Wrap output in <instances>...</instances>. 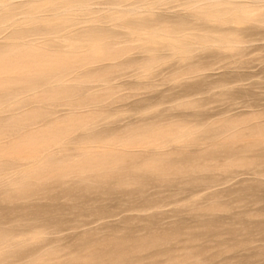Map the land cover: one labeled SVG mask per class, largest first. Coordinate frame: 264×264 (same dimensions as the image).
I'll return each mask as SVG.
<instances>
[{"label": "rangeland", "instance_id": "1", "mask_svg": "<svg viewBox=\"0 0 264 264\" xmlns=\"http://www.w3.org/2000/svg\"><path fill=\"white\" fill-rule=\"evenodd\" d=\"M0 20V65L8 59L11 65L18 63L15 72L5 75L14 82L11 79L4 86H14L20 94L14 103L10 101L11 107L0 111V144L4 145L0 146V236H9L6 241L15 243L12 246L20 243L16 249L21 248L11 253L10 243L0 240V264H81L94 246L105 252L100 264H264V0H0ZM115 51L117 60H107ZM68 53L78 55L77 63L51 66ZM40 58L52 61L42 67L55 77L50 79L54 88L49 94L34 67L44 61ZM29 82L30 92L25 91ZM36 109L49 121L32 122L38 140L11 131L21 113L33 114ZM71 113L89 118L87 126L98 128L96 133L95 129L93 133L89 129L90 134L82 129V133L73 125L76 117ZM172 126L179 131L173 133L177 137L156 136ZM60 127L66 131L63 136L69 134L73 140L40 138L45 131L41 134L38 128ZM84 133L93 139H86ZM126 139L141 142L133 148L138 149L133 151L134 160L126 155ZM45 148L53 149L52 164L39 163L48 152ZM107 148L110 153H123L124 166H104L108 174L104 170L102 174L117 180L105 185L100 181V193L82 186L85 182L99 185L92 172L72 170L61 183L48 176L50 168L76 162L88 149L94 154H88L89 159L99 154L107 161ZM163 153H171L172 158L164 154L169 160L163 159ZM34 158L39 165L34 161L29 170L24 160ZM150 163H171L184 171L174 180L166 174L158 178L149 173ZM42 173L47 176L37 187ZM162 237L166 244L163 239L152 243H159L155 247L151 244L134 253L125 250L122 258L108 248L111 240L147 243Z\"/></svg>", "mask_w": 264, "mask_h": 264}, {"label": "bare ground", "instance_id": "2", "mask_svg": "<svg viewBox=\"0 0 264 264\" xmlns=\"http://www.w3.org/2000/svg\"><path fill=\"white\" fill-rule=\"evenodd\" d=\"M7 6V5H6ZM6 10V9H5ZM10 11V10H9ZM8 11V12H9ZM6 12H7V10H6ZM4 13H5V11H4ZM6 14V13H5ZM2 15V14H1ZM5 16H7V15H5ZM10 16H11V14H10ZM8 18V17H7ZM10 18V17H9ZM8 18V19H9ZM6 19V18H5ZM4 19V20H5ZM7 19V20H8ZM1 21V20H0ZM30 21V20H29ZM3 22H5V21H3ZM34 22V21H33ZM27 26V25H26ZM32 26V25H31ZM25 28V27H24ZM28 28V27H27ZM31 28V27H30ZM15 30V29H14ZM13 30V31H14ZM23 32V31H22ZM30 32V31H29ZM47 32V31H46ZM15 36V35H14ZM64 36V35H63ZM62 36V37H63ZM65 38H66V36H64ZM11 38V37H10ZM61 38V37H60ZM12 39H13V37H12ZM63 39V38H62ZM12 42H13V40H11ZM15 41V40H14ZM127 42V44H130L128 41H126ZM131 43H132V41H131ZM8 44V43H7ZM9 45V44H8ZM23 45V44H22ZM27 46V45H26ZM126 46V45H125ZM9 47V46H8ZM103 47V46H102ZM121 48H123L122 46H120ZM130 47H133V46H130ZM130 47H124V49H126V51L127 50H129V48ZM134 47H135V45H134ZM5 48H7V46L5 47ZM106 47H104V50L106 51V49H105ZM108 48V47H107ZM121 48H119V50H121ZM2 49H4V48H2ZM134 48H130V50L132 51ZM1 50V49H0ZM5 50H7V49H5ZM116 50H118V49H116ZM118 50V51H119ZM114 51V50H113ZM125 51V52H126ZM130 51V52H131ZM1 52V51H0ZM102 52H103V50H102ZM111 52V51H110ZM109 52V53H110ZM129 51L127 52V54H129L130 53ZM122 53V52H121ZM120 53V54H121ZM41 54V53H40ZM63 54V53H62ZM72 54V53H71ZM103 54V53H102ZM124 54V53H123ZM27 55V54H26ZM31 55V54H30ZM37 55V54H36ZM35 55V56H36ZM42 55V57H43V54H41ZM76 55V54H75ZM107 55V54H106ZM118 55V52L117 51H115V52H112V53H110V54H108L107 55V57H109L107 60H111V58L113 59V58H115V60H117L116 59V57L115 56H117ZM126 55V54H125ZM123 56L124 58H127L128 59V57H129V55H126V56ZM29 56V55H28ZM34 56V55H33ZM45 57H46V54L44 55ZM49 55H47V59H49V57H48ZM59 56H63V55H61V54H59ZM73 56H74V54H73ZM120 56V55H119ZM128 56V57H127ZM22 57V56H21ZM24 57H25V55L23 56V60H24ZM53 57V56H52ZM54 57H56V56H54ZM53 57V58H54ZM75 57V56H74ZM74 57H72L69 53L68 54H66V56L63 58H61V59H59V60H55L54 61V63L52 62V67L53 68H58L59 66H61L62 64H64L65 62L67 63H72L71 65H73V63H77V58H78V55L75 57L76 59H74ZM106 57V58H107ZM122 57V58H123ZM130 57H132V54L130 55ZM30 58V57H29ZM38 58H39V56H38ZM44 58V57H43ZM104 58V60L106 59L105 58V56L103 57ZM103 58L101 59V60H103ZM12 59V57L10 58V60ZM27 59V58H26ZM37 59V58H36ZM42 61L45 59H42V58H40ZM130 59V58H129ZM5 60V59H4ZM16 60V59H15ZM23 60H22V62H23ZM30 60H31V58H30ZM40 60V61H41ZM51 60V59H50ZM114 60V61H115ZM125 60V59H124ZM123 59H122V61H124ZM132 60V59H131ZM130 60V61H131ZM134 60V59H133ZM7 61V63L6 64H2V65H0V97H2V98H4L5 100H3L2 98V101H4L3 102V104H1L0 105V111L1 110H3V109H8L9 108V106H10V104H11V102L10 101H12L13 103H14V101H13V99L16 101V97L18 96V95H20L19 93H17L18 92V88H16V87H14V86H4L7 82H10L11 81V79H13V82H14V78H12V77H5V75H8V74H11L12 72H15L14 71V66H16L17 67V65H18V63H17V65L15 64V62H13L12 60H11V62H13L14 63V65H11V63H10V61H9V59L8 60H6ZM35 61V60H34ZM39 61V60H38ZM1 62V61H0ZM25 62H26V60H25ZM37 62V61H36ZM44 62H45V60L42 62V63H35V66H34V64H33V66L35 67V68H38V74H39V79H38V82H40V83H42L43 84V86L44 87H42V88H44L45 89V92L46 93H48L49 92V90H50V88H51V86H50V84H51V81H50V79H51V77H54V75H53V73H51L50 71H49V69H46V68H42L43 66L45 67L46 65L44 64ZM48 61L46 60V62L45 63H47ZM51 62H48V63H51ZM121 62V61H120ZM125 63H126V60L124 61ZM124 62H122V63H124ZM133 62V64L135 63L134 61H131V63ZM2 63H3V61H2ZM5 63V62H4ZM26 63H28V61L26 62ZM116 64H118L117 63V61L115 62ZM127 63H129V61L127 62ZM126 63V64H127ZM1 64V63H0ZM22 64V63H21ZM29 64V63H28ZM70 65V64H69ZM91 65V64H90ZM120 65V64H119ZM122 65H124V64H122ZM129 65V64H128ZM25 66V65H24ZM31 66V65H30ZM121 66V65H120ZM126 66V65H125ZM32 67V66H31ZM48 67H50V66H48ZM62 67H63V65H62ZM65 67H66V65H65ZM123 67V66H122ZM121 67V68H122ZM127 68H128V66H126ZM23 68V67H22ZM26 68H29V66L28 67H26ZM124 68V67H123ZM16 69V68H15ZM19 70V69H18ZM36 73V72H35ZM35 75V74H34ZM36 76V75H35ZM19 78V77H18ZM17 78V79H18ZM55 78V77H54ZM55 81L57 80V79H54ZM17 81V80H16ZM19 81V80H18ZM36 81V80H35ZM53 81V80H52ZM13 82H11V83H13ZM20 82V81H19ZM58 83V82H57ZM30 84H32L31 82H29L28 84H26V87H25V91L27 90L26 88L30 85ZM15 85H17V84H15ZM41 86V85H40ZM57 86V84L55 85V87ZM75 86H79V85H75ZM140 86V85H139ZM24 87V86H23ZM54 88V87H53ZM53 88H51V89H53ZM75 88H77V87H75ZM84 88V87H83ZM82 88V89H83ZM86 88H87V86H86ZM85 88V89H86ZM23 90H24V88H22ZM21 89V90H22ZM29 90V89H28ZM27 90V91H28ZM40 90V89H39ZM87 90V89H86ZM195 90V89H194ZM63 91V90H62ZM82 91V90H81ZM80 91V92H81ZM196 91V90H195ZM23 92V91H22ZM21 92V93H22ZM28 92H30V90L28 91ZM27 92V93H28ZM36 92V91H35ZM42 92V91H41ZM53 92V91H52ZM83 92V91H82ZM45 93V94H46ZM57 93H59L58 91H57ZM85 93V92H84ZM87 93V92H86ZM85 93V94H86ZM49 94V93H48ZM46 95V96H49V95ZM84 94V95H85ZM56 95V94H55ZM52 96V95H51ZM30 97V96H29ZM1 101V100H0ZM1 101V102H2ZM88 101V100H87ZM89 101H91V100H89ZM12 103V104H13ZM90 103V102H89ZM12 104H11V106H12ZM88 104V103H87ZM41 105V104H40ZM10 106V107H11ZM14 108V107H13ZM86 108V107H85ZM20 109V108H19ZM29 109V108H28ZM11 110H12V108H11ZM36 110H38V109H36ZM35 110V111H36ZM41 110V109H40ZM9 111H10V109H9ZM82 111V110H81ZM96 111V110H95ZM19 112V111H18ZM74 112V111H73ZM9 113H12V112H9ZM37 113V114H36ZM84 113V112H83ZM83 113H81L82 115H83ZM13 114V113H12ZM11 114V115H12ZM26 113H24V115H22V113H21V119H19L18 117H15V118H18L19 119V123L17 124V125H13V126H11L12 127V130L11 131H13L14 133L16 132V134H20V133H23V134H25V135H27L29 138H30V140L31 141H34V139H36V136H35V131L33 130V121H35L36 119H38V121L40 122H47L48 124H49V121H48V118H47V116L46 115H44L45 113L43 112V111H37V112H35L34 113V110H33V114H27V115H25ZM71 114H73V113H71ZM80 114V113H79ZM80 114V115H81ZM87 114H90V113H88L87 112ZM96 114V113H95ZM118 114V113H117ZM10 114H9V116H11ZM35 115V116H34ZM79 115V116H80ZM92 115V114H91ZM94 115V114H93ZM122 115V114H121ZM14 115H12V117H13ZM23 116V117H22ZM69 116H70V114H69ZM72 116V115H71ZM71 116H70V118H71ZM85 116H86V113H85ZM84 116V117H85ZM97 116V115H96ZM115 116H116V114H115ZM123 116H124V114H123ZM123 116H122V118H123ZM74 117H76L75 118V120L73 121V122H75V124H73L74 126H76V127H80L81 129H80V131H82V129L83 130H85V132H90V130H91V132H92V129L93 128H91L90 126L88 127L87 126V123H88V121H89V118H82V116L80 117V119L78 118V116H77V114H76V116H75V114H73V117L72 118H74ZM89 117V116H88ZM94 117V116H93ZM66 118V117H65ZM67 118H69V117H67ZM78 118V119H77ZM116 119V117H113V119ZM117 118H118V116H117ZM10 119V118H9ZM8 119V120H9ZM77 119V120H76ZM112 119V120H113ZM114 119V120H115ZM119 119V118H118ZM10 120H12V118L10 119ZM9 120V121H10ZM50 120H52L51 118H50ZM54 120V119H53ZM52 120V121H53ZM94 120H96L95 118H94ZM117 120V119H116ZM115 120V121H116ZM120 120V119H119ZM14 121H16V119L14 120ZM18 121V120H17ZM51 121V122H52ZM93 121V120H92ZM115 121H113L114 123H115ZM118 121V120H117ZM117 121H116V123H117ZM13 122V121H12ZM64 122V121H63ZM65 122H67V121H65ZM113 122L112 123H110L112 126H110V130H113L111 127H113ZM54 123V122H53ZM52 123V124H53ZM68 124H69V121L67 122ZM71 123V122H70ZM89 123H91L90 121H89ZM99 123V122H98ZM109 123V122H108ZM108 123L106 124L107 126H108V130H109V125H108ZM115 123V124H116ZM51 124V125H52ZM55 125H56V123H54ZM68 124H66V125H68ZM97 123L95 122V125H96ZM115 124H114V126H115ZM9 125V124H8ZM61 125H62V123H61ZM69 125H72V123L71 124H69ZM73 125L70 127V126H67V127H69L70 129L73 127ZM106 125H105V128H103V129H101V130H104V129H106ZM129 125V124H128ZM3 126V125H2ZM58 126V125H57ZM65 126V125H64ZM99 127V125H96V127ZM129 126H132V125H129ZM168 126H171V125H168ZM177 126V125H176ZM4 127V126H3ZM7 127V130H8V126H6ZM35 127V126H34ZM42 127V126H41ZM48 127V126H47ZM93 127H94V124H93ZM161 127H162V125H161ZM161 127H159V128H161ZM164 127V126H163ZM1 128V127H0ZM35 128H37V127H35ZM43 128V127H42ZM69 128L68 129H66V126L63 128V129H66V130H69ZM131 128H133V127H131ZM130 128V129H131ZM178 128H180V127H178ZM214 129V127H211V129ZM3 129V128H2ZM61 127L60 128H49V129H39L38 128V130H41L40 131V133L42 134V132L44 133V131H45V133H46V135H40V138L42 137L43 138V136H45V137H47V140L48 141H52V140H56V138H58L59 136L61 137V136H63V134H64V132L63 131H65V130H63ZM90 129V130H89ZM95 129V128H94ZM93 129V130H94ZM98 129V128H97ZM97 129H95V133H96V130ZM164 128H162L161 129V131L163 130ZM167 129V128H166ZM208 129V128H207ZM10 130V129H9ZM110 130L108 131V132H110ZM127 130H128V128H127ZM158 130H160V129H158ZM215 130V129H214ZM4 131V130H3ZM37 131V130H36ZM117 130H115V131H113L112 133L114 134V132H116ZM129 131V130H128ZM128 131H126V132H128ZM132 131V130H131ZM130 131V132H131ZM160 131V133H157V132H159V131H157L156 133V136H158V137H163V136H172V134L174 133H176V131H177V128H174L173 126L171 127V128H169L168 127V129L167 130H165V131H162L161 132ZM207 131V130H206ZM209 131V130H208ZM8 132V131H7ZM12 132V133H13ZM66 132V131H65ZM107 132V131H106ZM105 132V133H106ZM118 132V131H117ZM133 132V131H132ZM177 132H179V131H177ZM38 133V132H37ZM82 133H83V131H82ZM93 133V132H92ZM121 133H122V131H121ZM120 133V134H121ZM155 133V132H154ZM207 133V135H208V132H206ZM210 133V132H209ZM220 133H221V131H220ZM219 133V134H220ZM0 134H2V133H0ZM57 134V135H56ZM67 134H68V132H67ZM85 134V133H84ZM90 134V133H89ZM111 134V133H110ZM117 134V133H116ZM115 134V135H116ZM128 134H129V132H128ZM173 134V135H174ZM212 134H213V132H212ZM211 134V135H212ZM218 134V135H219ZM72 135V134H71ZM78 135H81V132H80V134H78ZM94 135V134H93ZM124 134H122V136H123ZM153 135V134H152ZM177 135V134H176ZM210 135V136H211ZM218 135L216 136V137H218ZM74 136H75V134H74ZM74 136H72V137H74ZM83 136V135H82ZM81 136V137H82ZM85 136H87V134H85ZM85 136H83L82 137V139L83 138H85ZM95 136V135H94ZM97 136V135H96ZM153 136H155V134L153 135ZM153 136L151 137V136H149L150 138H153ZM220 136V135H219ZM21 137H22V135H21ZM39 137V136H38ZM64 138V140H68L69 138L70 139H72L71 138V136L69 137V134H68V137L66 136V135H64L63 136ZM77 137V136H76ZM105 137H106V134H105ZM131 137V136H130ZM147 137V136H146ZM173 137H177V136H173ZM221 137V136H220ZM19 138V137H18ZM27 138V137H26ZM66 138V139H65ZM78 138V139H77ZM76 139L77 140H79L80 138L79 137H77ZM89 138H92V135L91 136H89ZM89 138H88V136H87V138L86 139H88L89 140ZM126 138H127V135H126ZM148 138V137H147ZM155 138H157V137H155ZM168 138H170V137H168ZM24 138H22L21 140H23ZM44 139V138H43ZM59 139V138H58ZM57 139V140H58ZM93 139V138H92ZM129 139V138H128ZM128 139H126L127 141H128ZM171 139V138H170ZM216 139V138H215ZM17 140V139H16ZM36 140H38V139H36ZM40 140V139H39ZM56 140V141H57ZM60 140L61 139H59V142H60ZM73 140V139H72ZM95 140V139H94ZM169 140V139H168ZM176 140V139H175ZM175 140H173V141H175ZM14 141V140H13ZM26 141H28V139L26 140ZM43 141H45L44 143H46V140H43ZM42 141V142H43ZM71 141V140H70ZM75 141V140H74ZM73 141V143H75ZM103 141V140H102ZM132 141V140H131ZM171 141V140H170ZM15 142V141H14ZM20 142V141H19ZM36 143H37V141H35ZM87 143H88V141H86ZM92 142V141H91ZM97 142V141H96ZM100 142V141H99ZM125 142V141H124ZM136 142V143H135ZM135 142H129L128 141V143L127 142H125V143H127V146H128V150L126 151V150H123L124 152L126 151L127 153H126V155L127 156H129V157H131L132 159H133V157L135 156L134 155V152L135 151H137L136 150V148H135V151L133 150V148L135 147V146H137V145H139V143H141V142H139V143H137V141H135ZM30 143V142H29ZM34 143V142H33ZM39 144H41L40 143V141L38 142ZM48 143V142H47ZM64 143H66V142H64ZM72 143V144H73ZM90 143V142H89ZM26 144V143H25ZM28 144V143H27ZM43 144V143H42ZM145 144V143H144ZM2 145V143L0 144V146ZM9 145V144H8ZM21 145V144H20ZM32 145V144H31ZM48 145V144H47ZM56 145V144H55ZM66 145H68V144H66ZM73 145H75V144H73ZM83 146H84V144H82ZM80 146V147H82V149H83V146ZM97 145V144H96ZM141 145H143V143L141 144ZM218 145V144H217ZM222 145V144H221ZM2 146H4V145H2ZM16 146V145H15ZM24 146V145H23ZM69 146V145H68ZM70 146H71V143H70ZM76 146V145H75ZM98 146V145H97ZM140 146V145H139ZM174 146V145H173ZM172 146V147H173ZM179 146V145H178ZM183 146V145H182ZM6 147V146H5ZM9 148H10V145L8 146ZM25 147H27V146H25ZM38 147V146H37ZM47 147V146H46ZM53 147H54V145H53ZM52 146H51V148H53ZM84 147H88V146H84ZM175 147V146H174ZM32 148V147H31ZM33 148H34V150H35V148H36V146L34 147L33 146ZM50 148V149H51ZM55 148V147H54ZM61 148V147H60ZM67 147H65V149H66ZM76 148V147H75ZM143 148H145V147H143ZM182 148V147H181ZM185 149L187 148L186 146L184 147ZM222 148V147H221ZM4 149H6V148H4ZM11 149V148H10ZM12 149H13V147H12ZM23 149V148H22ZM42 149V148H41ZM56 149V148H55ZM63 149H64V147H63ZM68 149H69V147H68ZM78 149H79V147H78ZM91 149V148H90ZM92 149H93V147H92ZM95 149V148H94ZM99 149H100V147H99ZM102 149V148H101ZM108 149H110V148H107V151H108ZM140 149V148H139ZM147 149V148H146ZM145 149V150H146ZM151 149V148H150ZM156 149V148H155ZM154 149V151H157V150H155ZM176 149V148H175ZM179 149V148H178ZM185 149H183L184 151H186ZM188 149V148H187ZM213 149V148H212ZM212 149H210V147H209V152H211V154H215L214 152H212ZM7 150H8V148H7ZM19 150V149H18ZM29 150H32V149H29ZM38 150V149H37ZM44 150V149H43ZM45 150H46V148H45ZM44 150V151H45ZM53 150V149H52ZM52 150L51 151H49L48 149L46 150V151H48V152H46L45 154V156H44V154H43V152L41 151V150H38V152L40 151V153H42L43 155V158L41 157V162H39V159L37 158V159H35V160H31V159H27L26 161L24 160V162H27V165H28V167H29V170L31 169V168H33V167H31V165H33V162L34 161H36V163L38 164V162L39 163H43V164H47V165H49V164H52L53 163V155H52ZM86 150V148L84 149V151ZM97 150V149H96ZM104 150V149H103ZM111 150V149H110ZM114 150V149H113ZM145 150H144V152H145ZM148 150V149H147ZM172 150H174V149H172ZM180 150V149H179ZM182 150V151H183ZM207 150V149H206ZM214 150V149H213ZM0 151H1V154H2V150L0 149ZM26 151H27V148H26ZM58 151V150H57ZM61 151H64V150H61ZM61 151H59V156L61 155L60 154V152ZM66 151V150H65ZM112 151V150H111ZM134 151V152H133ZM142 152H143V150H141ZM183 151V152H184ZM189 151V150H188ZM215 151V150H214ZM220 151V150H219ZM218 151V152H219ZM4 152V151H3ZM56 152V151H55ZM54 151H53V153H55ZM80 151H78V153H79ZM89 152V153H88ZM88 154H90V150L88 149ZM109 152V154H108V156L107 157H109L110 159L109 160H104V159H100V158H98V157H100L101 155H99L98 154V157H94L93 159H89V157H88V154L87 155H83V153H85V152H81L82 153V156H81V158L79 159H77L78 161H76V162H74V161H72L71 163H69L70 162V160H69V162L67 163V164H62V165H60L59 167L57 166V168L55 167V168H50V170H49V175L48 176H53L59 183H61V182H63L64 180H65V178L63 177V176H65L66 177V175H68V173L67 172H70V171H72V170H78L77 172H92L93 174H94V179H95V181L96 182H98L99 183V185L97 186V184H96V186H92V184H85L84 183V185H82V186H84L85 188H89V190L90 191H93V190H96V191H99V193H100V181H101V183L103 184V185H105L106 183H111V182H113V181H116L117 179V177L115 178L114 176L113 177H111L112 175H107L108 173L106 172L107 170H108V167H106V171H105V169H104V166H106V165H109V166H111V168H118V167H120V166H122L121 165V162H122V159H124V158H122L124 155H122L120 152H111L110 153V151H108ZM122 152V151H121ZM148 152H150V151H147V153ZM170 152H172V151H170ZM177 152V151H176ZM175 151H174V154L176 153ZM180 152H181V150H180ZM208 152V153H209ZM221 152V151H220ZM219 152V153H220ZM222 152H223V150H222ZM18 153H20V152H18ZM81 153H79V154H81ZM107 153V152H106ZM139 153V152H138ZM137 153V154H138ZM152 153V152H151ZM156 153H158V152H156ZM173 153V152H172ZM188 153V152H187ZM206 153H207V151H206ZM22 154H24V153H22ZM144 154H146V153H144ZM143 154V155H144ZM148 154H150V153H148ZM148 154H146V155H148ZM152 154H154V153H152ZM164 154H166V153H163V157H164ZM210 154V155H211ZM230 154V153H229ZM140 155V154H139ZM145 155V156H146ZM166 155H169V158L171 157L170 155H172L171 153L170 154H166ZM175 155H178V152L175 154ZM186 155V154H185ZM206 155V154H205ZM215 155H217V154H215ZM214 155V156H215ZM56 156V155H55ZM79 156V155H78ZM90 156H92V154H90ZM93 156H94V154H93ZM92 156V157H93ZM95 156H97V155H95ZM105 156V155H104ZM150 157L151 156H153V155H149ZM174 156V155H173ZM180 156H182V154L180 155ZM187 156H190V154L189 155H187ZM187 156H185L186 158H188ZM231 156V155H230ZM0 157H1V155H0ZM39 157V156H38ZM61 157V156H60ZM63 157V156H62ZM80 157V156H79ZM103 157V156H102ZM146 157H148V156H146ZM179 157V156H178ZM213 157V156H212ZM69 158V157H68ZM128 158V157H127ZM127 158H125V159H127ZM152 158V157H151ZM172 158V157H171ZM174 158V157H173ZM181 158V157H180ZM185 158V159H186ZM229 158V157H228ZM1 159H3V158H1ZM25 159V158H24ZM57 159V158H56ZM59 159V158H58ZM67 159V158H66ZM130 159V158H129ZM163 159H168V158H166V157H164ZM162 159V160H163ZM183 159V158H182ZM61 161H63V160H65V158L64 159H60ZM134 160V159H133ZM132 160V161H133ZM154 160H155V156H154ZM169 160V159H168ZM175 160H177V159H175ZM188 160V159H187ZM57 161V160H56ZM164 161V160H163ZM181 161V160H180ZM129 162H131L130 160H129ZM160 162V161H159ZM165 162V161H164ZM170 162V161H169ZM184 162H185V160H184ZM65 163H66V161H65ZM126 163V162H125ZM132 163V162H131ZM177 163V162H176ZM25 164V163H24ZM55 164V163H54ZM53 164V166H56V165H59V164H61L60 162H59V164H57L56 163V165H54ZM151 165H150V167H149V173H151V175L152 174H154V176H155V174L157 175V177L159 178V175H164V174H166V175H168L169 177L171 176V178H172V180H174V179H176V177L177 176H179V175H177V174H179V173H182L181 172V170H180V168H179V166H178V168L177 167H174L175 165H171V163H170V165H168L167 164V166H165V163H164V168H161L162 166L161 165H159V166H161V167H158V165H156V164H154V163H150ZM173 164V163H172ZM39 165V164H38ZM37 165V166H38ZM23 166V165H22ZM46 166V165H45ZM50 166H52V165H50ZM52 166V167H53ZM124 166V165H123ZM123 166H122V168H123ZM24 167V166H23ZM40 167V166H39ZM42 167V166H41ZM40 167V168H41ZM26 168V167H25ZM35 168L36 167H34V170H35ZM39 169V168H38ZM43 168H41V170H42ZM46 169V168H45ZM23 170H24V168H23ZM40 170V171H41ZM103 170H104V172L105 173H107V174H102V172H103ZM116 170V169H115ZM32 171V170H31ZM100 172H101V174H100ZM188 172V171H187ZM91 173V174H92ZM117 173V172H116ZM1 174V173H0ZM22 174V173H21ZM24 175H25V173H23ZM31 174V173H30ZM29 174V175H30ZM39 174V173H38ZM83 174V173H82ZM183 174H185V172L183 173ZM187 174V173H186ZM32 175V174H31ZM30 175V176H31ZM150 175V174H149ZM150 175V176H151ZM174 175H176V177L174 178L173 176ZM3 176V175H2ZM28 176V175H27ZM47 176V174L46 173H42L41 175H39V178H38V180H37V183H39L38 184V186L37 187H40L42 184L41 183H43V179H44V177H46ZM153 176V177H154ZM184 176V175H183ZM62 177L64 178V180H61L62 179ZM169 177H168V179H169ZM181 177V176H180ZM179 177V178H180ZM53 178V179H54ZM90 178V177H89ZM93 178H91V180L93 179ZM174 178V179H173ZM54 179V181H55V185H56V180ZM162 179H164L163 177H162ZM84 181H86V180H84ZM89 181V180H88ZM118 181L120 182V183H122L123 181H124V178H118ZM127 181V180H126ZM165 181H167V179H165ZM170 181V180H169ZM90 182V181H89ZM92 182H93V180H92ZM11 183V182H10ZM10 183H7L8 184V186H9V184ZM36 183V182H35ZM79 183V182H78ZM78 183H77V185H78ZM81 183H83V181L81 182V180H80V184ZM120 183H118V184H120ZM41 184V185H40ZM75 184V183H74ZM124 184V183H123ZM11 185H12V183H11ZM37 185V184H36ZM40 185V186H39ZM63 185V184H62ZM109 185H111V184H109ZM121 185V184H120ZM81 186V187H82ZM102 186V185H101ZM107 186V185H106ZM132 186H134V184L132 185ZM63 187H65V185H63ZM63 187H61V188H63ZM74 187V186H73ZM78 187V186H77ZM123 187V186H122ZM125 188L127 187L128 189H129V187L128 186H124ZM72 187H70V189H71ZM75 188V187H74ZM73 188V189H74ZM107 188H109V187H107ZM69 189V188H68ZM131 189H133V188H131ZM130 189V190H131ZM135 189V188H134ZM78 191L80 190V189H77ZM104 189H102V191H103ZM1 191V190H0ZM68 191V190H67ZM71 191V190H70ZM81 191V190H80ZM84 191V193L87 191V190H83ZM83 191H81V192H83ZM112 191V190H111ZM136 191V190H135ZM138 191V190H137ZM4 192V191H3ZM64 192V191H63ZM74 192V191H73ZM88 193V192H87ZM139 193V192H138ZM60 194V193H59ZM65 194V193H64ZM69 194H72V193H69ZM76 194V193H75ZM1 195H3V194H1ZM86 195H88V194H86ZM92 195V194H91ZM94 195V194H93ZM102 195H104V194H102ZM60 196H61V194H60ZM76 196H77V194H76ZM227 196V195H226ZM1 198H3L2 196H0ZM70 197V196H69ZM92 197V196H91ZM68 198V197H67ZM74 198H76V197H74ZM59 199V198H58ZM64 199H66V197L64 198ZM69 199H71V198H69ZM87 199V198H86ZM95 198H91V200H94ZM99 198L97 197V200H98ZM96 200V199H95ZM1 203V202H0ZM2 204V203H1ZM1 207V206H0ZM226 208V207H225ZM51 209V208H50ZM24 210V209H23ZM211 210H213V211H216V209L214 210V208H212ZM210 210V212H213V211H211ZM26 211V210H25ZM26 215H27V211H26V213H25ZM23 218V217H22ZM128 220V219H127ZM126 221V220H125ZM241 226V225H240ZM1 227V226H0ZM241 228V227H240ZM242 228H243V226H242ZM3 232H4V230H2ZM127 231V230H126ZM248 231V230H247ZM245 232L246 234L248 233V232ZM98 232V231H97ZM192 232V231H191ZM196 232V231H195ZM243 232V231H242ZM7 233V232H6ZM96 233V232H95ZM130 233H134V232H130ZM159 233V232H158ZM161 233V232H160ZM163 233H165V232H163ZM178 233V232H177ZM9 234V233H8ZM168 234V233H167ZM173 234V233H172ZM171 234V235H172ZM191 234V233H190ZM10 235V234H9ZM100 235V234H99ZM99 235H98V237H99ZM110 235V234H109ZM133 235V234H132ZM165 235H166V233H165ZM170 235V236H171ZM177 235V234H176ZM185 235H187V233L185 234ZM94 236V235H93ZM129 236H131V235H129ZM194 236V235H193ZM1 238H0V240H1V242L2 243H4V244H6L7 245V243L9 242H7L6 240H9L8 239V237H2V236H0ZM91 237H92V235H91ZM97 236H95V238H96ZM125 237V236H124ZM132 237V236H131ZM177 237V236H176ZM5 238H7V239H5ZM87 238V237H86ZM94 238V237H93ZM101 237H99V239H100ZM127 238H128V236H127ZM130 238V237H129ZM150 238H152V237H150ZM171 238H173L172 236H171ZM103 239H105V238H102V240ZM109 239V238H108ZM113 239V238H112ZM131 239V238H130ZM139 239V238H138ZM142 239H144V238H142ZM164 239V243L165 242H167V241H165V239L166 238H164V237H162V238H160V239H156V240H154V238L152 239V240H154V241H151V239H150V242H147V243H137V242H139V241H137V242H134V241H129V242H126V240H125V242H122L121 244H119V243H116L115 241H113V240H111V241H109L108 242V248L110 249V251H114V252H116L117 254H118V256H120V255H123V251H125V250H130V251H132V253H134V252H136V251H138V250H142L143 248H145V247H148L149 245H150V248H151V244L152 243H155V242H159L160 243V240L162 241ZM169 239V238H168ZM174 239H175V237H174ZM12 240V239H11ZM18 240V239H17ZM24 240V239H23ZM23 240L21 241V239H20V241L18 240V241H16V242H21V243H23ZM86 240V239H85ZM101 240V239H100ZM115 240V239H114ZM132 240V239H131ZM137 239H135V241H136ZM167 240V239H166ZM14 241V240H13ZM25 241V240H24ZM37 242H38V240H36ZM108 241V240H107ZM148 241V240H147ZM77 242V241H76ZM78 242H79V240H78ZM10 243V245L11 246H7L8 247V249H9V252H11V253H14V252H16L18 249L20 250L21 248H18V249H16L17 247H16V245H20V243H16V245L15 246H12L13 244H15V243H12L11 241L9 242ZM12 243V244H11ZM26 243V242H25ZM25 243H23V244H25ZM93 243V242H92ZM159 243H157V245L159 244ZM170 243V242H169ZM35 244H37V243H34V245ZM39 244V243H38ZM42 244V243H41ZM41 244H39L38 246H41ZM166 244V243H165ZM168 244V243H167ZM0 245H2V244H0ZM102 245V244H101ZM105 245V244H104ZM153 246L155 245V244H152ZM157 245H155V246H157ZM22 246V245H21ZM21 246H19V247H21ZM96 246H97V244H96ZM106 246V245H105ZM154 246V247H155ZM95 247V246H94ZM94 247H92L91 249L92 250H89V257H88V260H85V261H81V262H83V263H81V264H100V256L101 255H105V252L103 253V251H100L99 249H100V247H99V249L96 247V248H94ZM75 248V247H74ZM103 248H104V246H103ZM44 249V248H43ZM106 249V248H105ZM39 250V249H38ZM45 250V249H44ZM76 250V249H75ZM144 250V249H143ZM37 251V250H36ZM43 251V250H42ZM77 251H79V248H78V250ZM81 251V250H80ZM82 251L84 252V249H82ZM8 252V251H7ZM8 252V253H9ZM102 252V253H101ZM20 253V252H19ZM78 253V252H77ZM85 253H86V251H85ZM88 253V252H87ZM128 253V252H127ZM129 253H131V252H129ZM140 253V252H139ZM18 254V253H17ZM84 254V253H83ZM138 254V253H137ZM15 255V254H14ZM11 256V255H10ZM85 256H87V255H85ZM117 257V256H116ZM121 257V256H120ZM148 257V256H147ZM122 258V257H121ZM124 258V257H123ZM135 258V257H134ZM153 258V257H152ZM83 259V258H82ZM84 259H87V258H84ZM119 259V258H118ZM173 259V262H175V261H177V260H174L175 258H172ZM171 259V260H172ZM151 260V259H150ZM149 260V261H150ZM153 260H154V258H153ZM153 260H151V262L153 261ZM170 259H169V261H171ZM12 261V260H11ZM145 261V260H144ZM147 261V260H146ZM108 262V261H107ZM104 263V262H103ZM179 263V262H178ZM77 264V263H76ZM184 264V263H183Z\"/></svg>", "mask_w": 264, "mask_h": 264}]
</instances>
